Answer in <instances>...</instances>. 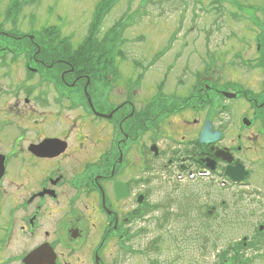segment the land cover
<instances>
[{
	"label": "flooded vegetation",
	"instance_id": "obj_1",
	"mask_svg": "<svg viewBox=\"0 0 264 264\" xmlns=\"http://www.w3.org/2000/svg\"><path fill=\"white\" fill-rule=\"evenodd\" d=\"M254 1L234 4L251 9L236 16L252 30H192L177 47L171 32L131 62L120 44L79 62L74 48L0 30V264H120L161 180L172 193L211 178L264 186V0Z\"/></svg>",
	"mask_w": 264,
	"mask_h": 264
},
{
	"label": "rangeland",
	"instance_id": "obj_2",
	"mask_svg": "<svg viewBox=\"0 0 264 264\" xmlns=\"http://www.w3.org/2000/svg\"><path fill=\"white\" fill-rule=\"evenodd\" d=\"M18 1L20 4L14 7L13 0H0V30L23 35L28 45H33L27 39L32 35L39 45L63 46L78 52L89 37L95 5L102 0ZM245 1L250 4L254 0ZM239 2L241 0H116L104 13L98 33L93 31L89 40L102 44L104 34L115 29L113 32L120 37L126 61L131 62L145 51L152 53L169 45L166 39L171 32H175L176 41L170 46L177 47L188 45L192 30L199 38L202 31L226 34L228 30L255 28L251 21L242 22L243 17L236 16L252 13L251 9L239 10L234 5ZM221 17L224 21L219 20ZM51 27L54 30L49 32L47 29ZM24 41L19 39L16 43L22 45ZM117 43L115 46L119 45ZM152 68L163 69L159 63ZM134 90L135 97H141L142 92ZM255 183L238 189L230 185L223 187L220 180L211 178L198 180L191 190L182 184L172 193L161 180L160 190L156 189L151 197L157 202L156 207L144 219V230L133 242L134 252L124 254L120 264H224L221 258L229 256L228 246H238L243 237L247 245L241 255L252 260L249 264H264V230L258 232V226H264V186ZM251 185L261 190L252 189ZM167 198L171 201L169 208H161L159 204ZM211 206L214 210L207 215L206 210Z\"/></svg>",
	"mask_w": 264,
	"mask_h": 264
},
{
	"label": "trees",
	"instance_id": "obj_3",
	"mask_svg": "<svg viewBox=\"0 0 264 264\" xmlns=\"http://www.w3.org/2000/svg\"><path fill=\"white\" fill-rule=\"evenodd\" d=\"M116 0H102L100 3L95 5V8L93 10L92 13V17H91V24H90V32H89V37L92 35V32L94 31L96 34L98 33V26L99 23H101L103 17H104V13L108 11V9L112 6V4L115 3ZM20 4V2L18 0L12 2V5L18 6ZM15 13V11H13ZM8 14V13H7ZM9 14H12V11H9ZM121 22V21H119ZM119 23H117L118 25ZM116 25V26H117ZM115 26V27H116ZM114 28V27H113ZM117 28V27H116ZM49 32H52L54 30L53 27L47 29ZM115 29H110V31H108L106 34H104V36L101 38V43L98 42H92L89 40V37L87 39L84 40L83 43V49H81L80 51H78L76 54L78 55L79 58H77V60L79 62H93L94 63V58H93V53L94 50L93 48L96 47V45L101 46H110V45H115L114 43L116 41H118L117 44H119L120 37L116 36V33L113 32ZM119 30V29H118ZM46 34H49L46 32ZM47 37H45L46 39ZM48 42L49 39L47 38ZM101 44V45H100ZM41 45V44H40ZM82 48V47H81ZM82 59V60H81ZM261 233V232H259ZM238 246H228L227 248V253H229V256H226L225 258H221V260L224 262V264H249L251 263L252 260L250 259H245L243 257V255H241V251L244 249L243 244H237ZM240 247V248H239ZM155 264V263H153Z\"/></svg>",
	"mask_w": 264,
	"mask_h": 264
},
{
	"label": "water",
	"instance_id": "obj_4",
	"mask_svg": "<svg viewBox=\"0 0 264 264\" xmlns=\"http://www.w3.org/2000/svg\"><path fill=\"white\" fill-rule=\"evenodd\" d=\"M241 169V168H240ZM239 173L240 174H235V173H228L231 177H232V179L234 180V181H236V182H239L240 180H241V178H242V175H241V171L239 170ZM262 227H260V229H261Z\"/></svg>",
	"mask_w": 264,
	"mask_h": 264
}]
</instances>
